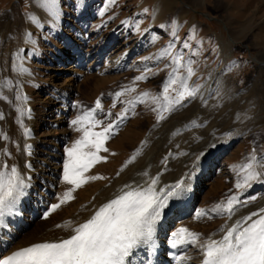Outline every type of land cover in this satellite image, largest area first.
I'll return each mask as SVG.
<instances>
[{"label": "rangeland", "instance_id": "374dc122", "mask_svg": "<svg viewBox=\"0 0 264 264\" xmlns=\"http://www.w3.org/2000/svg\"><path fill=\"white\" fill-rule=\"evenodd\" d=\"M80 32L85 35V46L82 63L77 65L74 61L77 55L69 53L81 43ZM111 37L112 46L102 63L90 66L89 51L98 49ZM130 50L134 53L121 68L114 59ZM66 55L69 57L63 59ZM262 55L264 0H56L53 10L45 6L44 0H0V118L10 131L7 113L14 102L13 94L27 95L36 119L32 128L40 141L37 147L46 154L42 159L47 160L49 156H45L53 150L58 156L57 171L40 163L41 179L58 173L55 183L52 182L56 201L65 192L72 193L65 204L74 206L62 213L65 215L75 210L74 203L86 190L84 183L80 191L63 179L68 149L83 137L85 128L101 132L109 124L115 125L104 142L107 151L98 153L103 159L86 173L102 177L99 181L102 187L119 180L123 168L134 166L133 157L156 149L154 144H159L163 154L183 148L184 155H173L172 160L188 158L187 169L192 167V174L206 163L216 143L212 135L226 129L224 125L228 122H235L240 113L252 119L264 107V93L258 80ZM67 59L72 61L64 63ZM189 61L194 75L187 82L197 87L198 92L175 105ZM20 68L24 69L23 76ZM216 72L222 74L221 78L214 93L205 97L203 91ZM165 84L170 85L167 93ZM54 86L64 88L70 95V106L65 111L55 105ZM97 100L101 109L95 111L94 118L101 123L95 127L83 121L73 125V120L95 109ZM216 112L220 123L213 122ZM10 136L8 133L4 137L1 158L14 167L11 154L14 141ZM144 137H148L146 143L135 153L133 150ZM255 149L258 155H264V125L233 143L204 179L209 186L202 193L196 192L190 203L193 210L187 228L193 221L200 225L201 232L216 227L228 215L223 209L233 196L238 198L233 208L259 200L256 186L260 173L257 159H253ZM83 151L94 149L86 147ZM250 173L255 178L248 181ZM177 223L170 230L176 229ZM30 230L31 226L25 227L24 233Z\"/></svg>", "mask_w": 264, "mask_h": 264}, {"label": "bare ground", "instance_id": "6f19581e", "mask_svg": "<svg viewBox=\"0 0 264 264\" xmlns=\"http://www.w3.org/2000/svg\"><path fill=\"white\" fill-rule=\"evenodd\" d=\"M67 21L69 24H74L72 20ZM80 33L81 43L78 42L79 45L71 48L72 51L69 53L71 55H77L74 58V61H77V65L82 63L81 59L84 57L82 48L83 46H85V35L83 32ZM112 37L107 41V43L103 44L101 47H98V49H91V51H89L90 54L86 56L88 59L92 58L90 61V66L93 64L102 63V61L106 57V52L112 46ZM230 41L233 42L232 39ZM131 52L133 51H126V53L122 55L121 58L114 59V61L116 60L117 62H119V66L121 68L124 67L126 65V62H123L128 60V57L132 56ZM230 52L231 49L228 52L229 55L226 56L227 63L230 61ZM92 56L95 58H93ZM67 57H69V55L64 56L63 59ZM71 61L72 60L67 59L64 61V63ZM259 61L263 63H261L259 73L261 79L258 80H260V86H262L264 93L263 55ZM106 63H108V58L105 59V64ZM20 69H22V71L24 70L23 68ZM21 72L19 73L23 76L25 73L24 71L22 73ZM221 75L222 74L220 72H216L210 76L207 86L203 91V95L205 97L209 94L214 93V90L217 86V81L221 78ZM52 90V96L56 99L55 105H59L60 107H58L60 109H64V111L68 109L70 106L68 101L70 100L69 93L65 92L64 88H56V86H54ZM13 95L14 102L12 101V103L10 104V111L8 110L7 113L9 114L8 123L11 127L10 131L3 126L2 120L0 118V171H9L11 166H13H10V164L8 163L5 164V161L3 160V158H1V155L3 153L2 148H4L2 147L4 146V137L8 133H10V139H13L14 141L13 151L11 152L13 156L14 167L17 168L20 177L24 180L25 187L22 189L24 194L19 198V201L17 202L15 207L10 213H7L3 217V224L2 226H0V259L6 258L13 252L36 243L56 242L62 239L69 238L70 235L73 234L72 228L79 225L80 223L86 222L95 213V211L98 210L100 206L120 195L121 190L127 191L128 188L126 186H131L132 188L147 187L149 182L153 179L157 181L155 188L158 192L166 191L177 183H180L182 185V190L177 198L170 199L167 202L166 207L163 209L162 216L156 224L154 240L148 245L141 246L134 251L133 256L130 258L132 264H173L169 256L171 245L170 243L174 239L173 234L178 233L179 229L181 228L187 229L189 233L196 234L197 238L194 242H191V237L185 234L184 239L190 242H179L181 240V237H176V240L178 241L177 243L180 245L178 249L179 257L176 264H202V245L206 244L209 240H220L225 234V231L237 220L241 219L242 217L248 216L253 212H259L261 209H264V155H258V153H256L258 151L255 149L256 151L254 150L253 152H255L256 155L253 157V159H257V166L260 173V178L256 186V192L260 197L259 200L252 204L247 203L248 205H236V207L233 208L231 217L227 215L224 220L219 221L216 227L208 230L207 232H201L199 230L200 225H198L197 221H193L192 226L187 228V224L190 221L188 217L191 215V212L193 210L190 203L197 195L196 192L202 193L204 188L209 186V183L204 182V179L208 177V175H210L212 169L217 166L220 158L228 152L233 143L239 141L252 129L264 125V107L260 109V111H258L259 115H256L255 118L252 119H247L245 116H242L245 115V113L242 114L239 112L240 114L239 116L237 114L238 117H236L237 119L235 120V122H228L227 125H224L226 128L224 130L222 129V127V130L218 129L220 131H217L215 135H212L216 143L210 150V153L207 156V160L205 159L206 163L203 167H199L196 172H192L191 174V166V169L188 170V166L190 165L187 161L188 158L180 159L179 161L172 160L173 155L174 157L176 156V154L179 157V154H181V156L184 155L181 153L184 151L183 148L179 147L176 151L171 150L170 153L167 151L163 154L159 147V144H154L153 147H156V149L152 147L153 149L151 150V152L144 153L142 151L143 153L140 152L133 157V162L131 163H133L134 166L132 168L127 167L128 169L123 168L119 180L112 179L113 181L111 183L109 182L103 187L100 183V179L87 180V182L84 183L86 189L84 191V194L80 195L79 193L78 196L80 195V198L76 203H74L76 204L75 210L71 213H65V215H62V213L66 212L67 209L73 204L68 205L65 204V202L60 204L59 208L55 210L51 209V205L60 203V201L54 200V194L56 193L54 191L55 185H53L52 183L56 180L55 176L58 173L50 175L51 177L49 179H41L40 171L38 169L39 167H41L40 163H43L44 167L48 169L51 166L55 167L56 171L59 170L56 150L51 151V154L49 153V155L45 156H49L47 160L42 159L46 154L44 153V150L40 151L37 147L38 142L40 141L37 136H35L32 128L36 119L34 116V112L32 111L33 109L30 108V103H28L29 98L27 97V95H25V93L23 94V92H21V95L17 92H15ZM242 110L244 111V109ZM214 115L215 117H213V122L220 123V121H218L219 114L217 113ZM191 117L193 119L194 115ZM150 132L151 130L149 131V134ZM148 137H144V139H146L141 144H137L138 146H136V149L133 150L135 153L141 150ZM207 142H209V140ZM195 155L197 156V153ZM52 159L53 162H50V160ZM195 160L193 162L197 163L198 160ZM3 165H7L8 167L4 168ZM199 165H201V163ZM183 168H188V171L185 172V169ZM85 177H89V175L87 176L85 173ZM214 187L216 189V185ZM80 191L82 190L80 189ZM45 192H47V194L49 193L50 196H45ZM175 219L176 221L174 222ZM253 219H256V217H253ZM34 220H36V222H33ZM205 221L202 223H205ZM176 222H179L175 227L176 229L170 230V228L176 225ZM58 225L60 227H57ZM28 226H31V230L28 233H24V228Z\"/></svg>", "mask_w": 264, "mask_h": 264}, {"label": "snow or ice", "instance_id": "6c2138e0", "mask_svg": "<svg viewBox=\"0 0 264 264\" xmlns=\"http://www.w3.org/2000/svg\"><path fill=\"white\" fill-rule=\"evenodd\" d=\"M44 4L53 10L56 0H44ZM185 67L186 72L180 80L181 90L175 99V105H180L185 98H191L198 92L197 87L187 82L194 75L191 61ZM169 87V84H165L164 93L168 92ZM98 109H101L100 100L96 101L95 109L73 120L72 124L78 125L83 121L90 122L93 127L97 126L101 123L94 118ZM160 119H163L162 115ZM114 126L109 124L101 132L84 129L83 137L68 149L69 160L64 166L63 176L66 183L79 188L87 180L102 178L85 177L84 174L103 159L98 153L101 150L107 151L104 142ZM89 137L94 139L90 140ZM86 147L94 151H83ZM253 178L255 174L250 173L246 180ZM156 184L157 181L153 179L147 187L126 186L127 191L121 190L120 195L100 206L86 222L72 228L73 234L69 238L24 247L0 259V264H132L130 258L134 251L154 240L156 224L167 202L177 198L182 190V185L177 183L166 191L158 192ZM24 187V180L16 167L0 171V226L3 224V217L12 211L24 194ZM71 198V191L65 192L60 203L51 205V209L59 208L60 204ZM234 202H238L235 196L227 201V206L223 209L229 217L233 213ZM185 234L191 237V242L197 238L196 234L181 228L178 233L173 234L172 243L178 242L177 236L181 237L179 242H190L184 239ZM202 250V264H264V209L237 220L220 240H209L202 245Z\"/></svg>", "mask_w": 264, "mask_h": 264}]
</instances>
